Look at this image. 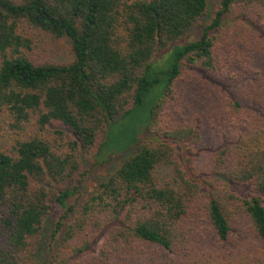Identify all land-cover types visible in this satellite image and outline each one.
<instances>
[{"label": "trees", "instance_id": "1", "mask_svg": "<svg viewBox=\"0 0 264 264\" xmlns=\"http://www.w3.org/2000/svg\"><path fill=\"white\" fill-rule=\"evenodd\" d=\"M208 1L0 0V264H264V0Z\"/></svg>", "mask_w": 264, "mask_h": 264}, {"label": "rangeland", "instance_id": "2", "mask_svg": "<svg viewBox=\"0 0 264 264\" xmlns=\"http://www.w3.org/2000/svg\"><path fill=\"white\" fill-rule=\"evenodd\" d=\"M218 5H219V0L208 1V12L204 25H206L210 21ZM194 39L195 38H192V40ZM38 52L42 56L50 57L57 61L66 60V56H67L66 51L63 49V46L52 42L47 37H43V39L39 40ZM171 52L172 50L169 49L162 56L156 58L154 63L155 70L157 69L165 70L169 67L168 60H169V56L171 55ZM162 57H165V59L164 60L161 59ZM161 94H162V87L161 86L154 87L145 96L142 106L138 109V111L131 118V120L127 122L126 126L117 128L116 137L121 142L120 148L122 147L123 144H125L128 140L134 138L135 136H139V135L144 136L145 126L147 123V118L149 116V110L152 107V105L159 99ZM201 152H203V150L198 148V153ZM110 155L111 153L107 154V156L109 157H107V160L105 162L90 161L85 164V168L87 170V178L83 184L81 194L77 199L82 200L87 196H89L90 194H92L97 188L98 184L105 179V177L111 172L113 168L117 166V164L123 158V157L121 158V156L118 154L112 157ZM198 157L199 155L197 156V159ZM72 201L74 202L75 198ZM48 228H49L48 226H45L42 235L43 248L48 244V240H47ZM158 259H159V264H179V260L173 257L172 255L161 254L158 257Z\"/></svg>", "mask_w": 264, "mask_h": 264}]
</instances>
